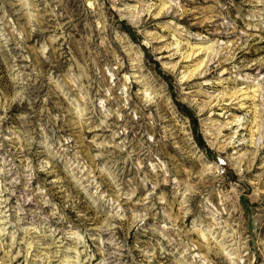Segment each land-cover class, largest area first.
I'll use <instances>...</instances> for the list:
<instances>
[{
  "label": "rangeland",
  "instance_id": "rangeland-1",
  "mask_svg": "<svg viewBox=\"0 0 264 264\" xmlns=\"http://www.w3.org/2000/svg\"><path fill=\"white\" fill-rule=\"evenodd\" d=\"M0 264H264V0H0Z\"/></svg>",
  "mask_w": 264,
  "mask_h": 264
},
{
  "label": "bare ground",
  "instance_id": "bare-ground-1",
  "mask_svg": "<svg viewBox=\"0 0 264 264\" xmlns=\"http://www.w3.org/2000/svg\"><path fill=\"white\" fill-rule=\"evenodd\" d=\"M202 49H204V48H202ZM200 52V51H199ZM196 58V57H195ZM200 66V65H199ZM197 67V66H196Z\"/></svg>",
  "mask_w": 264,
  "mask_h": 264
}]
</instances>
